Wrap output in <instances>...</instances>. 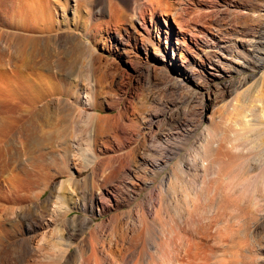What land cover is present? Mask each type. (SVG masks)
Instances as JSON below:
<instances>
[{
	"label": "rangeland",
	"instance_id": "obj_1",
	"mask_svg": "<svg viewBox=\"0 0 264 264\" xmlns=\"http://www.w3.org/2000/svg\"><path fill=\"white\" fill-rule=\"evenodd\" d=\"M257 41L264 0H0V264H264Z\"/></svg>",
	"mask_w": 264,
	"mask_h": 264
},
{
	"label": "bare ground",
	"instance_id": "obj_2",
	"mask_svg": "<svg viewBox=\"0 0 264 264\" xmlns=\"http://www.w3.org/2000/svg\"><path fill=\"white\" fill-rule=\"evenodd\" d=\"M142 15L143 14H141V18L143 17ZM257 43L264 46V42L257 41ZM253 48H255V46ZM211 55L212 54H210V53H206L205 54V60H209L210 57H212ZM179 71H181L182 73H185V72L189 71V68H185V69L180 68ZM31 129H32V127H31ZM31 143H32V145L30 147H37V145L35 144V141H32ZM214 143H216L215 146H214ZM220 147H222V142L220 140L215 141L212 138V136L209 135L208 129H206V131L204 133L202 132V134L199 135V137H197V139L195 140L193 145L190 146L189 152H191V153H188L182 161L183 162L182 163L183 164V170L181 171V174H183V176H185L183 183H182L183 186H186L184 183L188 182L187 186L190 187L188 185V184H190V181H191L190 177L188 178L189 174L190 175L193 174L192 177L194 178L195 176H198L200 173H202L204 170H206L205 169L206 167L199 166V164H198L199 159L204 158V156H207V154H209V152H211L213 150L216 151V150L220 149ZM191 154H193V155L191 156ZM206 166H208V164ZM257 170H258V172H255V171H252V169H251L246 175V180L243 182H240L239 184L237 183L238 185L236 184L238 186L237 191L239 193H243L244 195L249 194L251 192V190L254 189V187L252 188V184L256 183V181L259 179L261 180L262 184L264 183V180L262 179V178H264V174H262L263 173L262 170H264V162L259 166V168ZM27 178L31 179V177L29 175ZM176 179H177V175L175 172L172 171V173L170 174V177H169V182L171 183V182L175 181ZM29 182H31V181H29ZM233 189H235V188H233ZM199 190H200V186H198V183H197L196 188H191V191L194 192L196 197H197Z\"/></svg>",
	"mask_w": 264,
	"mask_h": 264
}]
</instances>
